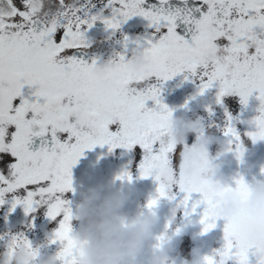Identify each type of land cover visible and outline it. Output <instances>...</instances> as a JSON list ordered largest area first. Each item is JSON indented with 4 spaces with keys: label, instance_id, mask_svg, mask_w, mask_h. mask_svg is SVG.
Returning <instances> with one entry per match:
<instances>
[{
    "label": "snow or ice",
    "instance_id": "snow-or-ice-1",
    "mask_svg": "<svg viewBox=\"0 0 264 264\" xmlns=\"http://www.w3.org/2000/svg\"><path fill=\"white\" fill-rule=\"evenodd\" d=\"M99 2L111 9L110 17L88 15V9L95 7L93 0H54L39 7L38 0H0V205L10 194L11 208L22 205L26 215L43 206L50 220L58 224L51 241L62 245L56 259L59 264H75L73 213L64 198L73 191L72 167L86 149L97 145H108L109 152L139 146L143 152L139 177L152 176L158 184L156 196L147 202L149 210L161 198L174 199L172 190L178 187L185 194L180 201L185 216L190 214L187 209L192 194L201 195L192 202L191 211L206 205L200 219L204 233L215 228L219 218L226 220L225 243L204 256L205 264H249L250 251L257 256V264H264V214L255 218L243 210L232 217L217 214L225 192L235 191L242 203L247 200L251 187L244 177L235 178L234 186L214 191L204 178L206 159L198 165L197 174L186 176L181 147L150 143L142 134L163 131L172 118V110L160 100L157 83L184 73L185 79L192 76L200 81V94L218 84L217 104L236 94L246 105L257 92L260 107L254 120L256 130L246 135L252 142L264 140V0H202L197 8L200 19L183 17L195 25L190 41L175 30L179 10L175 14L146 10L141 7L145 0ZM40 11L49 14L48 22L38 18ZM136 15L146 18L155 29L154 39L142 48L151 57L150 79L138 75L133 82L136 91L121 90L101 99L90 73L97 61L77 56L86 46L84 27L90 29L102 19L107 28L118 30ZM127 40L124 37L125 46ZM117 56L109 63L122 79L132 81L133 74L124 68L126 56ZM25 85L33 89L27 95ZM53 100L60 103L47 107ZM149 100L158 110L146 107ZM226 115L228 122L222 131L230 137L231 151L241 159L242 137L232 125V116ZM33 126L39 129L36 135L29 132ZM33 138H42L44 146L38 151L29 150ZM116 179L131 182L133 177L125 171ZM162 238L157 236V242ZM18 240L32 249L35 258L36 250L21 234L8 242V259L14 251L12 244Z\"/></svg>",
    "mask_w": 264,
    "mask_h": 264
},
{
    "label": "rangeland",
    "instance_id": "rangeland-1",
    "mask_svg": "<svg viewBox=\"0 0 264 264\" xmlns=\"http://www.w3.org/2000/svg\"><path fill=\"white\" fill-rule=\"evenodd\" d=\"M199 1L202 2V0ZM50 2H54V0H45L46 4ZM66 2H72V0H66ZM93 3L95 7L88 9V15L111 16L109 8H104L99 0H93ZM94 10L96 12L92 13ZM98 21L103 23L102 19ZM154 32L155 29L149 26V21L139 15L123 22L118 30L105 27L103 31H97L92 27L90 29L86 26L84 27L85 39L88 45H93L91 52H95L99 55L98 58L103 59V55L100 53L101 50L99 51L96 47L102 46L105 52L107 50L111 51V53H106L109 59L106 57L104 62L118 59L117 54H124L126 58H129L135 51L142 50L148 40L154 39ZM124 37L128 38L126 46ZM153 82H155V78H153ZM199 84L200 81L195 77L189 76L188 79H185L184 73L177 74L167 81L157 83V87L161 89L160 100L172 110L173 118L199 121L201 130L206 135L215 137V140L208 145L210 157L216 156V148L219 150L218 140L228 138L222 131L228 122L226 112L232 116V125L240 133L243 143L246 145L248 141L249 146H251L252 140L246 134L256 130L254 120L259 115L258 109L260 107V101L256 98L258 93L253 92L246 105L241 103V98L236 94L224 97L223 103L217 104L216 96L219 85L214 84L213 87L200 94ZM23 91L27 95L33 89L25 85ZM200 97L206 103L205 106H208L207 109L201 108V106H193L197 104ZM31 98L35 99L34 97ZM41 102H43L42 98ZM146 107L158 110V105L152 100L146 101ZM194 108L197 109L193 110ZM209 108L211 112L208 111ZM195 140L196 134H190L188 144L191 145ZM259 143H263V141L260 140ZM258 151L261 154L257 158L252 156L249 150L241 159H237L235 152L231 151L219 159H213L212 163L219 166L221 173L228 179V186H234V179L239 176H243L248 184L251 180H254L255 184L258 181H264V148H258ZM113 153H105L104 147L99 145L90 150L86 149L71 169L72 184L74 185H72V188L76 187V191L84 192V190L88 191V189L97 185L108 184L112 191H116L121 184L129 183L127 179L118 180L116 177L122 172L129 171L133 177L130 184L132 197L121 211L128 215H134L138 210V206H144L146 209L148 200L156 196L158 184L152 176L147 178L139 177L138 165L143 156L139 146H134L130 151V155L125 156L124 159L116 158L117 163L114 162L111 156ZM91 154L95 156L96 161L100 160L99 167L101 169L95 175L88 170H82L88 163V159L91 158ZM118 163L122 164L119 169ZM172 191L175 198H161L152 211L158 216V223L153 229L156 235L161 231L162 233L166 230L174 231L177 227H181V232L175 237L173 242V252L170 254L174 258L175 264H184L185 260H192L196 249H199L201 256L211 255L215 250L221 249L225 243L224 225L226 220L219 218L216 221V227L204 233L200 219L206 205L200 204L195 212L191 211L192 202L201 199V195L199 193L192 194L187 209L190 214L185 216L186 209L180 204L185 194L180 192L178 187H174ZM71 192L73 191L66 193L67 195L64 197L66 200H72ZM229 193L236 195L240 199L235 191L225 192L223 197ZM250 196L251 191L247 200ZM5 200L6 202L0 205V237H2L0 239V253L6 251L7 244L12 236L22 234L31 242L32 248L40 255L57 256L61 248L60 242L52 243L51 241L54 239L53 234L58 224L52 220L47 221L46 209L41 206L37 211L30 213L26 217L22 205H17L14 210L11 208L12 196L10 194L6 195ZM76 206L69 204L73 214ZM9 211L13 214V221H9L7 218V212ZM23 216L25 218L24 222H20L19 219L23 218ZM46 223L47 226H45ZM71 224L73 227H78V222L74 216ZM169 224L170 227H166ZM155 243L156 236L153 234L150 238V244L154 246ZM250 252L249 254L253 256L251 263L257 264V256L254 255L253 251ZM148 259L149 253L146 250L138 258L139 264H147ZM57 264H59L58 260ZM228 264H235V262L229 261Z\"/></svg>",
    "mask_w": 264,
    "mask_h": 264
},
{
    "label": "clouds",
    "instance_id": "clouds-1",
    "mask_svg": "<svg viewBox=\"0 0 264 264\" xmlns=\"http://www.w3.org/2000/svg\"><path fill=\"white\" fill-rule=\"evenodd\" d=\"M45 0H38L39 4ZM38 18L49 21L46 11L38 12ZM87 49L88 42L85 41ZM124 68L133 74L132 81L122 79L113 65L107 62L96 63L90 67V73L94 80V91L98 92L101 99H108L115 92L127 90L129 93L136 91L134 81L138 75H143L149 80L148 73L152 68L151 57L143 50L136 51L125 61ZM60 103L53 100L47 107L52 108ZM29 132L36 135L39 129L30 127ZM143 135L150 138V143H162L181 147V155L184 160L183 172L186 176L198 173V165L207 160V168L204 178L214 191L229 185L228 179L221 173L218 165L212 163L213 159H219L231 152V145L222 142L215 157H210L208 145L215 140L212 135H206L200 128L199 121L182 120L172 118L163 131H144ZM190 134H196V140L188 144ZM255 143V142H253ZM248 151L243 143V155ZM131 182L121 184L119 189L112 191L110 185L100 184L88 189L74 210V218L78 227L72 226V238L75 241V264H139L138 258L146 250L149 253L147 264H175L170 255L173 252L175 237L181 232L165 231L159 236L162 240L153 246L150 238L153 229L158 223V216L147 207L138 206L134 215L123 213L121 209L131 200ZM251 196L246 202L234 194L229 193L223 197L217 208L220 217H232L241 210L246 211L250 217H258L264 214V181H258L251 185ZM158 244V246H157ZM14 251L11 259H8V250L0 253V264H57L56 256H42L36 251L33 257L32 249H29L23 240L12 244ZM204 256L199 249L194 252L192 260H185L184 264H205Z\"/></svg>",
    "mask_w": 264,
    "mask_h": 264
},
{
    "label": "water",
    "instance_id": "water-1",
    "mask_svg": "<svg viewBox=\"0 0 264 264\" xmlns=\"http://www.w3.org/2000/svg\"><path fill=\"white\" fill-rule=\"evenodd\" d=\"M143 8L156 12L157 10H163L165 14H175L178 10L180 15L177 17L176 32L178 35L184 37L187 40H191L192 35L195 33V25L192 23H186L183 19L185 15H189L190 20H197L201 18V12L197 11V8L201 6L200 3L194 1L176 2L170 1L169 3H156L150 0H145ZM94 27L103 28L104 25L99 22L93 24ZM77 56L88 61V59L81 53L78 52ZM44 145L42 144V138H33L32 143L29 145V150L38 151Z\"/></svg>",
    "mask_w": 264,
    "mask_h": 264
},
{
    "label": "trees",
    "instance_id": "trees-1",
    "mask_svg": "<svg viewBox=\"0 0 264 264\" xmlns=\"http://www.w3.org/2000/svg\"><path fill=\"white\" fill-rule=\"evenodd\" d=\"M206 105V103L204 102V100H203V98L202 97H200L199 99H198V101H197V104L196 105H193L194 107H199V106H201V108H204V109H207L208 108V106L206 107L205 106ZM197 108H194L193 110H196ZM209 111V110H208ZM229 139H230V137H228V138H226V139H222V140H218V146H220V144L222 143V142H228L229 141ZM263 141V143H259L260 142V140L259 141H256L255 143H253L252 142V144H251V146H249V144H248V141H247V143H246V147H247V149H248V151L250 150L251 151V155L252 156H254L255 158H257V157H259L260 156V152L258 151V148H264V140H262ZM104 147V151H105V153H109V151H108V145H104L103 146ZM216 148V147H215ZM216 150L218 151V149L216 148ZM92 151H94V150H92ZM130 151L131 150H128V149H123V148H116V149H114L112 152H114L111 156H112V158H113V160H114V162L115 163H117V161H116V158H118V159H124V157L125 156H128V155H130ZM94 155H95V153H94ZM93 154H91V158L90 159H88V163L84 166V168L82 169L83 171L84 170H88V171H90L92 174H96V173H99V170L101 169L100 167H99V164H100V160H98V161H96V159H95V156H94ZM105 158V157H104ZM122 166V164H120V163H118V169L120 168ZM254 184V180H251L250 182H249V185L251 186V185H253ZM73 185V184H72ZM74 186V185H73ZM76 188V187H75ZM75 188L73 189V192H71L72 194H71V196H72V200H67L68 202H69V204H72V205H77L80 201H81V199L83 198V196L87 193V191H85L84 190V192L82 191V192H78V191H76L75 190ZM67 195V194H66ZM69 206V205H68ZM29 214H25V216H28ZM73 216H74V214H73ZM11 219L13 218V214L10 212V216H9ZM20 221H22V219L20 220ZM47 221H50V218L47 216ZM48 223V222H47ZM47 223L45 224V226H47ZM156 232L153 230V234H154V236H159L161 233H162V231L159 233V234H155ZM53 237H54V234H53ZM60 245H61V243H59ZM62 246V245H61ZM143 261H144V259H143Z\"/></svg>",
    "mask_w": 264,
    "mask_h": 264
},
{
    "label": "flooded vegetation",
    "instance_id": "flooded-vegetation-1",
    "mask_svg": "<svg viewBox=\"0 0 264 264\" xmlns=\"http://www.w3.org/2000/svg\"><path fill=\"white\" fill-rule=\"evenodd\" d=\"M150 1H152V2H156V3H160L161 4V0H150ZM170 1H173V0H167V3H169ZM175 1H178V0H175ZM145 4L143 3L142 5H141V7H143ZM93 12H96V10H94V11H92V13ZM109 12H110V14H111V9L109 8ZM95 14V13H94ZM133 17V16H132ZM135 17V16H134ZM131 18V17H130ZM129 18V19H130ZM93 29H95V30H97V31H103L104 30V28H93ZM92 46L93 45H89L88 46V48L87 49H83L82 50V52L83 53H85V55L88 57V61H91L92 59H95L96 61H97V63H103L104 61H105V58L107 57V59H109V56H107L106 55V53H111V51L110 50H107L106 52L102 49V46L100 47V46H97L96 48L100 51L101 50V52L100 53H102V57H103V59L102 58H98L99 57V55L98 54H96L95 52H91V48H92ZM112 48V47H111ZM105 53V54H104ZM102 59V60H101Z\"/></svg>",
    "mask_w": 264,
    "mask_h": 264
}]
</instances>
